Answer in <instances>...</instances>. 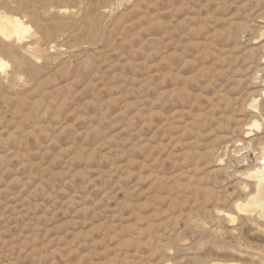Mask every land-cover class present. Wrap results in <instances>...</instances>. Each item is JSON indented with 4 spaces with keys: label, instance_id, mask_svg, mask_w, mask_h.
<instances>
[{
    "label": "rangeland",
    "instance_id": "1",
    "mask_svg": "<svg viewBox=\"0 0 264 264\" xmlns=\"http://www.w3.org/2000/svg\"><path fill=\"white\" fill-rule=\"evenodd\" d=\"M3 16L23 26L0 32V264H264L238 207L264 155V0Z\"/></svg>",
    "mask_w": 264,
    "mask_h": 264
},
{
    "label": "bare ground",
    "instance_id": "2",
    "mask_svg": "<svg viewBox=\"0 0 264 264\" xmlns=\"http://www.w3.org/2000/svg\"><path fill=\"white\" fill-rule=\"evenodd\" d=\"M19 20L13 19V18H10L7 16H3L0 18V32L4 38L11 39L13 37L19 36L20 33H22L21 29H22L23 25ZM1 66H3V65H1ZM2 68H4V67H1V69ZM256 127L259 128L260 126L258 127V124L255 123V128ZM247 134H249V133L247 132ZM245 135H246V133H245ZM261 155H262V153H261ZM250 173H252V172H250ZM248 175H247V177H249ZM250 177L257 180L256 192H255V194L251 195L249 200H247L248 201L247 203L239 204L238 207L241 211L251 212V213L253 211L257 210L259 212L260 216L264 218V155H262V158H261V167H259V169H257L255 172H253ZM258 212H256V213H258ZM257 216H258V214H257ZM234 219H235V217H234Z\"/></svg>",
    "mask_w": 264,
    "mask_h": 264
}]
</instances>
